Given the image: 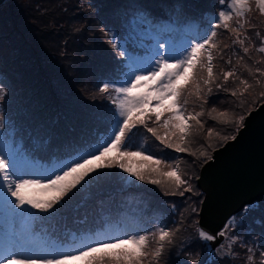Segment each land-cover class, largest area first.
<instances>
[{
    "label": "rangeland",
    "instance_id": "rangeland-1",
    "mask_svg": "<svg viewBox=\"0 0 264 264\" xmlns=\"http://www.w3.org/2000/svg\"><path fill=\"white\" fill-rule=\"evenodd\" d=\"M225 9L220 0H5L0 4V154L11 146L17 152L21 174L40 176L94 150L111 133L116 120L112 103L116 93L101 89L104 84L118 86L128 78L127 57L120 52L134 51L146 64L157 50L161 55L170 49L182 50L205 38ZM237 19L248 21L240 29V38H249L243 46L234 43L236 33L231 31L238 27ZM136 26L146 35L138 36ZM216 32L213 43L217 47L212 49L215 80L205 85L207 73L202 71L203 99L196 96L194 87L189 90L191 95L185 93L187 113L204 112L199 117L202 127L189 121L193 127L182 144L188 151L166 147L142 125L128 139L130 151L143 153L126 158L128 167L144 171L152 164L144 156L151 155L161 161L162 172L175 168L188 183L177 189L139 181L119 168L102 169L49 213L28 207L26 213L34 214L28 218L12 215L0 192V259L9 254V241L17 236L28 238L23 248L13 246L23 257L47 255L42 250L53 246L71 249L85 238L115 239L166 228L175 233L172 242H165L161 255L154 257L158 236L150 235V255L143 264H249V249L254 252L253 264H260L264 200L248 203L232 214L212 234L215 240L199 237V230H204L199 221L205 199L199 185L201 170L264 103V75L256 72L257 68L264 70V53L258 51L264 44V14L253 0L250 13L244 18L234 16L230 29L221 26ZM158 45L163 47L158 49ZM243 47L249 48L247 54ZM227 71H234V76L225 82ZM244 80L251 85L247 91ZM221 112L228 115L221 117ZM241 115L245 119L238 124ZM148 124L164 135L165 129L154 123V114ZM46 183L42 180L41 185L27 189V194L48 199L53 192L44 190ZM188 187L192 191H185ZM221 232L225 235L220 236Z\"/></svg>",
    "mask_w": 264,
    "mask_h": 264
},
{
    "label": "snow or ice",
    "instance_id": "snow-or-ice-1",
    "mask_svg": "<svg viewBox=\"0 0 264 264\" xmlns=\"http://www.w3.org/2000/svg\"><path fill=\"white\" fill-rule=\"evenodd\" d=\"M220 2L226 4V9L218 13V23L212 25L209 34L200 42L190 43L182 50L170 49L167 55H161L157 50L155 57H159V59L154 57L146 64L137 59L134 51L124 49L120 52L121 57H127L128 78L120 82L118 86L104 84L101 89L103 92H108L111 88L116 93V98L112 100V103L116 105V120L111 133L98 143L94 150L71 159L70 162L57 167L48 175L40 176L32 173L21 174L22 170L17 166V152L11 146L8 151L0 154V192L3 194L4 201L10 205L12 215L22 218L34 215L26 213L28 207L38 210L40 213H49L64 197L74 189L82 187L93 173L99 175L102 169L119 168L139 181H147L153 185H174L177 189L188 183L177 173L175 168L162 172L159 167L161 161L153 160L151 155L144 156L145 161H152V164L147 166L144 171H135L128 167L126 158L143 155L142 152H132L128 149V139L133 129L142 125L147 132L155 136L166 147L174 148L177 152L188 151L182 144L185 142V136L190 134L193 127L189 121L202 127L199 117L203 116L204 112H196L194 115L187 113L185 105L189 101L185 98V93L188 92L191 95L189 90L194 87L196 96L203 99L199 82L201 72L206 70L207 73V78L203 80L205 85H210L215 80L212 49L217 47L213 43V38L217 36L216 29L221 26L230 29V21L234 16L244 18L246 13L252 11L253 0H220ZM254 4L259 12L264 14V0H254ZM247 22V20L241 22L240 19H237L238 27L231 28V31L236 33L234 43H239L241 46L244 45L245 39H249L248 37L240 38V29H243ZM261 39L264 40V38ZM113 47L115 48L116 45L113 44ZM162 47L163 45H158V49ZM258 51L264 53V44L258 48ZM243 52L247 54L249 48L243 47ZM228 63H231V60ZM256 72L264 75L262 69L257 68ZM233 76L234 71L223 73L225 82ZM242 83L246 86L244 91L251 87L247 80ZM218 87H223V85H218ZM137 88H146L147 90L137 92L135 91ZM207 90L211 93L212 88L209 87ZM231 94L237 95L235 91ZM261 96H264V93H261ZM212 112H216V109L213 108ZM153 114L154 123L165 129L163 136L158 135L156 127H150L148 124V121L153 120ZM219 115L226 117L228 114L221 112ZM162 117L164 118L163 123L160 124ZM244 119L245 116L241 115L236 123L242 124ZM227 122L231 123L232 121ZM208 135H212L211 130ZM172 137H176L175 142L172 141ZM231 138L235 139V136ZM112 153L115 155H110ZM166 167L171 168L170 165ZM25 176L31 178H25ZM42 180L47 181L43 185L44 190L52 191L53 195L43 200L29 196L26 190L41 185ZM185 191H192V189L188 187L185 188ZM180 194L183 195V192ZM174 234L171 230L159 228L154 233L136 234L115 239L85 238L71 249L53 246L50 250H42L47 252V255H26L23 257L13 251V246L23 248L28 238L17 236L9 241L10 252L4 259H0V262L2 264H9V261L12 264H73L75 261H82L84 264H143L144 258L150 255L147 251L150 235L158 236L159 247L151 255L159 257L165 242L171 243ZM219 235L223 236L225 232H221ZM199 237L205 241L216 239V236L202 229L199 230ZM221 247L223 248L224 245ZM249 252L248 261L249 264H253L254 252L252 249H249ZM227 254H232L230 249ZM260 264H264V252H261Z\"/></svg>",
    "mask_w": 264,
    "mask_h": 264
},
{
    "label": "water",
    "instance_id": "water-1",
    "mask_svg": "<svg viewBox=\"0 0 264 264\" xmlns=\"http://www.w3.org/2000/svg\"><path fill=\"white\" fill-rule=\"evenodd\" d=\"M199 185L205 192L199 223L214 235L246 204L264 200V103L248 115L235 139L214 152Z\"/></svg>",
    "mask_w": 264,
    "mask_h": 264
},
{
    "label": "trees",
    "instance_id": "trees-1",
    "mask_svg": "<svg viewBox=\"0 0 264 264\" xmlns=\"http://www.w3.org/2000/svg\"><path fill=\"white\" fill-rule=\"evenodd\" d=\"M136 24V23H135ZM137 27V30H136V32H137V34H138V36L139 35H146V32L142 29V27L141 26H136Z\"/></svg>",
    "mask_w": 264,
    "mask_h": 264
}]
</instances>
